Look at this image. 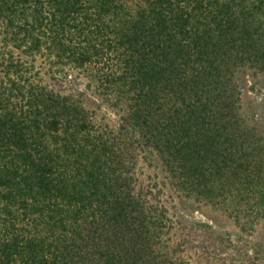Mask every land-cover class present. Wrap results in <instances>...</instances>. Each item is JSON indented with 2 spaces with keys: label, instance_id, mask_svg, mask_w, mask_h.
Wrapping results in <instances>:
<instances>
[{
  "label": "trees",
  "instance_id": "16d2710c",
  "mask_svg": "<svg viewBox=\"0 0 264 264\" xmlns=\"http://www.w3.org/2000/svg\"><path fill=\"white\" fill-rule=\"evenodd\" d=\"M248 77L264 0H0V264H264Z\"/></svg>",
  "mask_w": 264,
  "mask_h": 264
},
{
  "label": "rangeland",
  "instance_id": "374dc122",
  "mask_svg": "<svg viewBox=\"0 0 264 264\" xmlns=\"http://www.w3.org/2000/svg\"><path fill=\"white\" fill-rule=\"evenodd\" d=\"M246 82L247 85L244 86L242 95L243 113L250 120L251 124L258 125L264 133V78L261 77V80L258 81L259 83L256 86L255 81L251 77L246 78ZM253 86L255 87L254 90L252 89ZM83 89L85 88L83 87ZM88 94L90 95V93ZM103 115H106L112 120H117L109 111L107 113L103 112ZM162 172L161 169L156 168L155 164L151 166L146 161H141L139 164V173L147 184L151 183L154 185L156 182L162 181L164 176ZM169 209L174 219H180L182 222L213 223L218 231H224L223 233L225 234H235L238 232L234 222L227 216L213 213L209 208L199 206L194 202H188L184 205L179 203L170 206ZM254 239L257 243L264 245V221L257 227Z\"/></svg>",
  "mask_w": 264,
  "mask_h": 264
}]
</instances>
